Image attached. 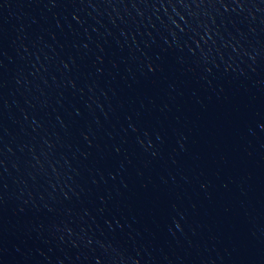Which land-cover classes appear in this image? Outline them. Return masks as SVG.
Segmentation results:
<instances>
[{
    "label": "water",
    "instance_id": "95a60500",
    "mask_svg": "<svg viewBox=\"0 0 264 264\" xmlns=\"http://www.w3.org/2000/svg\"><path fill=\"white\" fill-rule=\"evenodd\" d=\"M0 264H264V0H0Z\"/></svg>",
    "mask_w": 264,
    "mask_h": 264
}]
</instances>
